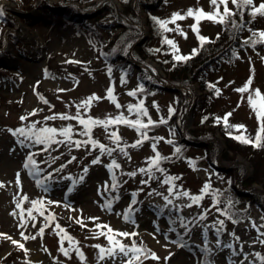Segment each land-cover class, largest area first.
<instances>
[{
	"label": "rangeland",
	"instance_id": "1",
	"mask_svg": "<svg viewBox=\"0 0 264 264\" xmlns=\"http://www.w3.org/2000/svg\"><path fill=\"white\" fill-rule=\"evenodd\" d=\"M262 2L264 0H254L256 6ZM147 4H154L151 5L154 9L146 11ZM0 6L4 10V14L0 16V185H3L0 186V233L12 238L9 240L0 236V264L7 258H11L14 264H127L128 257L120 253L118 247L114 256L105 255L103 260L99 259V249L94 245L104 248L113 245L106 236L98 235L100 231L106 232L107 229H97L96 224H107L117 231L136 232L135 237L115 236L114 239L128 246L135 240L137 246L142 245L159 257L157 260L150 255L148 258L141 255L139 261L134 264H241L242 260L243 264H249L256 259L252 253L259 252L264 255V243L260 242L264 241V235H260L264 233V209L257 205V201L250 203L245 197L246 194L242 193L251 191L252 194L249 195L264 197V139L259 148L254 146L251 151L248 147L237 154L236 161L225 163L222 157L224 152L228 151L225 136L229 135V132L236 136L245 132H257L259 128L257 116L247 101L249 93H239L236 89L244 86L252 76L251 89H260L264 94V44L252 47L251 44L243 43L251 35L249 28L264 30V16L257 14L253 20L248 10H245L243 21L246 19L247 25L243 36L239 38V46L235 47L228 57L212 62L199 72L208 87L210 84L215 85V88L210 90L212 93L207 96V99L212 101L202 109V104L207 101L203 97L206 90L200 89V82L196 81L192 85L174 82L162 66V63L173 66L176 62L171 46L163 42L165 38L175 41L180 55L190 56L193 49L201 47L196 33L190 27L195 20L188 17L167 25L172 29L179 25L180 29L187 33L185 38L177 31H164L152 18L170 20L173 13L180 12L183 15L189 8L214 11L210 0H0ZM228 7L234 10L231 0ZM128 9L134 16L129 14ZM220 11L223 12V5ZM96 16L100 19H95ZM240 19H236L237 23ZM75 20H80L81 24ZM149 20L152 22L150 25ZM137 21L139 36L145 31L143 47L163 62L153 57H147L143 62L135 57L139 63L150 68L149 71H141L145 72L149 76L145 78L151 81L148 83L149 89L145 85L144 90L133 97L127 93L143 85L138 78L140 70L135 68L127 75L120 66L123 61L132 62L128 52L133 42L127 44L125 50L114 58L118 52L115 49L120 46H115V51L108 48L104 50L102 40L105 43L114 40L116 34L129 25H135ZM20 25L28 27V32L35 36L37 44L21 36ZM229 27L231 20L225 26L207 19H202L199 23L200 35L209 38V43L214 41L217 34L228 31ZM89 29L92 33L88 32ZM155 49L160 51H153ZM110 59L112 65L106 63ZM77 61L79 63H76ZM109 67L112 69L111 75L108 73ZM151 69L158 75L163 72L170 82L194 91L195 99L190 108V117L186 115L185 93L180 91L182 101L180 98L177 100L179 96L174 94L176 92L164 87V81L157 79ZM125 74L127 82L121 84V77ZM152 79L162 87L151 86ZM110 82H115L114 96L117 102L124 106L121 109H117L115 103L106 97ZM196 85H199L198 93ZM216 89L220 90V95H216ZM92 94L102 99L93 101L88 111L80 109L85 119H105L109 114L115 117L123 112L126 117L134 120L136 116H129L126 106L136 104L141 99L153 120L158 121L160 117H164L167 123L151 127L148 136L173 139L175 147H181L182 151L179 156H173L174 146L160 141L157 150L163 156L172 157L160 166L167 170V174L178 177L174 181L177 191H189L191 195H198L204 184L209 183V193L205 194L199 203L186 207L185 205L192 202L188 197L170 194L169 185L162 183L164 176L160 172H155V178L147 184L141 183L142 180L148 179L145 174L137 173L134 177L127 175L148 166L146 158L155 155L151 149V140H146L135 148L129 147L127 152L130 159L117 148L111 156L105 153L100 157L99 163L93 164L92 161L100 155L98 147L93 150L89 144L76 148L74 144L68 143L52 144L49 147L30 141L26 142L27 146H22L19 141L24 137L13 135L9 131L27 127L35 121L42 122L37 124L38 128L46 125L60 129L72 124L76 131H82L83 126L78 125L76 120L58 118L45 121L44 118L53 113L74 116L77 112L76 105ZM40 96L48 103L41 100ZM199 96L203 97L200 103L197 101ZM170 107L175 111L169 118ZM33 110L39 111L27 120H21L22 116H28ZM228 112L232 113L229 124H243L246 130L226 129L222 120L220 123L216 122V117L222 118ZM204 117L208 119L204 120ZM144 120L147 122V117ZM170 129H174V136L170 134ZM210 130H214L215 134L207 139L190 135L193 131L203 136L204 132L211 133ZM112 131H118L121 145H130L139 139L137 131L124 124L110 126L108 132ZM91 135L107 147H116L103 126H94ZM219 138L224 140L226 146L223 151ZM57 139L63 137L57 136ZM72 139L85 140L88 137L73 135ZM197 140L207 143H191ZM211 142L218 144L221 149L212 160L205 151V146ZM30 153L36 154L34 159L44 170L40 173V178L52 173L51 179L47 181V191L36 183V178L29 174V169L23 167ZM52 157L59 159L53 163ZM72 157L76 159L70 164L67 163ZM219 158L225 170L214 168L215 164L219 163ZM112 160H116L120 167L109 169L107 165ZM44 161L48 163H43ZM62 162L67 164V167L60 172H54ZM85 167L88 169L86 173L83 171ZM237 168H243V171L236 172ZM113 171L116 174L115 182L119 185L115 189L112 188ZM229 171L233 172L234 177ZM17 173H20L19 181ZM81 176L84 177L82 181L79 180ZM253 176H256L258 181L247 186L246 180ZM214 190L219 191L217 193ZM237 193L239 196L232 197ZM133 194L137 201L132 206L134 223L125 221L122 215H118L128 208ZM221 194L231 198V203L235 205L234 210L241 211V220L233 217L229 219L228 215L224 216L222 212L217 211L221 205L216 203V200ZM25 196L27 200L23 199ZM165 196L172 200V204L165 206ZM117 197L118 199H114ZM38 199L44 202V215L41 216L39 211L34 209L33 220L28 216L27 209L32 207L31 201ZM110 199L113 204L111 210H108L103 205ZM48 201H58L60 204H49ZM18 202L25 210L24 227H20L22 218L20 209L16 207ZM14 210L17 213L15 216L11 214ZM205 210H208L206 217L199 219ZM49 214H54L55 219L46 220ZM89 217H98L99 220L94 223ZM181 217L188 222L187 229L182 226ZM76 218H82L85 226L77 224ZM217 220L224 221L220 233L212 227L214 224L217 228L220 227L216 224ZM45 224L48 226L44 227ZM57 224L59 228L56 227ZM41 227H44V233L38 235ZM172 228L176 231H171ZM60 229H64L67 236L79 242L73 245L68 256L60 251V238L64 235ZM21 233L36 238L25 240ZM184 236L188 238L185 239ZM12 240L19 241L24 247L13 244ZM229 244L233 245V248L226 247ZM63 247L69 248L67 239L64 240ZM76 248L83 253L84 259ZM234 252L238 254L234 255ZM244 254H248L246 260ZM165 257L170 258L165 260Z\"/></svg>",
	"mask_w": 264,
	"mask_h": 264
},
{
	"label": "snow or ice",
	"instance_id": "2",
	"mask_svg": "<svg viewBox=\"0 0 264 264\" xmlns=\"http://www.w3.org/2000/svg\"><path fill=\"white\" fill-rule=\"evenodd\" d=\"M229 0H210V5L214 8V11H205L203 8H189L187 11L181 15L180 12H175L172 14V17L170 20H161L158 18L153 17L152 19L159 25L160 28L164 29V31H177L181 35H183L185 38H187V33H184L181 29L180 26L177 25L175 29L168 28L167 25L169 23H175L177 19H186L188 17H192L195 20V23L191 25V29L193 32L196 33L198 41L200 42L201 46L208 41L209 38L200 35V29H199V23L202 19H207L211 20L215 23H221V24H226L229 20H231V27L235 30H242L246 27V24L243 21V16L245 13V10H248L249 16L254 20L256 15H262L264 16V2L260 3L258 6L254 4V0H231L232 5L234 6V10L230 9L228 7ZM223 5V12L220 11V7ZM4 14L3 7L0 6V16ZM239 14L240 16V22L237 23V21L234 19V17ZM251 23V20L249 21ZM251 35L243 42L244 44H251L252 47H255L257 44H264V30H252L251 28L248 29ZM217 38H219V34H217ZM164 43L168 44L171 46L173 50V58L175 61H187L188 59L191 58V56H186V55H180L179 53V48L178 45L175 43V41L170 40L165 38ZM153 51H160L159 49H155ZM198 52V49H193L191 55H196ZM76 63H79L78 61ZM112 69L109 67L108 73L111 75ZM45 73L47 75V70H45ZM125 75H122L121 77V84H125L127 81L125 79ZM252 80L253 77L250 76L249 79L245 82L244 86L241 88L236 89L237 92L239 93H245L248 92L249 95L247 97V101L249 104V107L255 112L257 116V120L259 123V128L257 131L256 136L254 139H250L243 134L237 135L234 138L237 139L238 141L246 144H254L255 147H260L261 146V141L264 139V137L261 136V133H264V94L261 93L260 89H251L252 85ZM39 84V81L37 82ZM210 88H215V85H209ZM114 88H115V82H110L109 88L106 90V97L115 103V107L117 109H121L122 106L120 103L117 102L116 97L114 96ZM58 91H65L64 89H58ZM143 91V86L139 85L137 89L135 90H130L127 95L135 97L138 92ZM37 95H39L37 93ZM216 95H220V90L216 89ZM258 98V99H257ZM41 100H44L45 103H48L47 100L43 96H40ZM102 98L99 97L96 94H92L89 97L86 98V100L82 101L80 104L76 105L77 112L74 116H69L67 113H53L51 116L45 117V121H50V120H55V119H63V120H76L78 122V125L83 126L82 131H76L74 129V126L72 124L67 125L66 127H61L60 129H57L55 127H48V126H41L37 127V124L42 123L40 121H35L30 123L27 127H19L16 129H9L10 132H12L13 135H19L24 137L23 140H20L19 143L22 146H27L26 142H31L33 144H41V145H47L51 146L52 144H74L76 148H80L81 146H87L91 144L92 149H96L97 147L99 148V153L92 161L93 164L99 163L100 162V157L103 156L105 153L109 156L112 155L114 151L118 148L119 151L125 156L128 157L129 159L131 158L127 152V149L129 147L135 148L140 145H142L146 140H151V149L155 153L154 156L147 157L146 158V163L147 167H141L137 169L136 171H132L127 173L129 176H136L137 173H142L148 176L147 180H142V184H147L149 181L153 178H155V172H160L163 176L164 179L162 183L169 185L168 192L170 194L174 193L176 196H184L188 197V199L192 202L191 204L185 205L186 207H191L192 204H197L199 203L205 194L209 193L210 189V184L205 183L204 186L200 190V194L198 195H191L189 191H177V185L174 183L175 180L178 179V177L171 176L167 174V170L161 167V162L162 161H167L172 159L171 156H163L158 150H157V145L159 144L160 141H165L169 145L174 146V152L173 156H179L181 153L182 149L181 147H175V141L173 139H166L165 137H159V136H153L149 137L148 136V130L151 127L156 126L157 124H166L167 120L164 117H160L158 121H155L152 119V117L148 113V109L144 107V101L141 99L138 101L136 104H128L127 111L129 113V116L135 115L136 119H130L129 117H126L123 112H121L119 115H116L115 117H112L110 114L107 118L105 119H100V118H92L89 117L88 119H85L80 112V109L83 108L85 111H88L91 106L93 101H99ZM243 99V97H242ZM39 110H33V112L29 113L28 116H22L21 120H27L29 116L35 115L36 112ZM175 111L173 108H169V118L171 117V114ZM232 115L231 112L226 113L222 118L221 117H216V122L220 123L221 120L223 121L226 129L231 128L235 130H240V129H245L246 126L243 124H237V125H232L229 124V117ZM147 117V122H145L144 118ZM208 117H204V120H207ZM202 122H204L202 120ZM118 124H124L127 125L128 127H131L137 131L139 134V139H137L135 142L132 144H127L124 143L121 145V137L118 135V131H112L108 132V129L112 125H118ZM94 126H103L105 128L106 133H108L109 139L112 141L113 144L116 145L115 148H110L104 145L103 143H99L97 140L92 138V129ZM170 134L174 136L175 132L174 129H170ZM229 135H232L231 132L228 133ZM73 135H78V136H87L88 139L85 140H73L72 137ZM57 136H62L63 139H57ZM46 150V149H45ZM35 153H30L26 157V162L24 163L23 167L25 169H29V174L33 175L36 178V183L44 188L45 191H47V181L51 179L52 173H48V175L44 178H40V173L43 172L44 170L39 167L37 164L36 160L34 159ZM59 157H52V162L54 163ZM76 157H72L71 160H69L67 163H71L73 160H75ZM43 163H48V161H44ZM193 163L194 162H190ZM49 167L51 165L49 164ZM65 167H67V164H61L58 168H55L53 171L54 172H60L62 171ZM109 169H114V168H119L120 165L116 162V160H112V162L107 165ZM155 170V171H154ZM85 173L88 171L87 167L84 168L83 170ZM19 176L20 173H17V181H19ZM83 176L79 177V180H83ZM112 188L115 189L119 185L115 182L116 181V174L113 171L112 172ZM3 186V185H0ZM105 188L107 189V184L105 185ZM71 191V189H69ZM142 191V189H141ZM218 193L219 190H214ZM23 199L27 200V196H25ZM114 199H118L114 198ZM165 201L167 204H172V200H170L167 196L164 197ZM43 201L42 200H33L31 201L32 207L27 209L28 216L35 220V217L32 216V212L34 209L38 210L40 215H44V210H43ZM49 204H56L59 206L60 202L58 201H48ZM137 201L135 199V194H133V199L130 202L129 206L127 209L124 210L123 213H120L118 215H122L123 219L128 222L134 223L133 216H134V209L133 205L136 204ZM219 203V201H217ZM113 204V200L110 199L107 201L106 204L103 205L104 208L111 210ZM231 206V201H229V207ZM16 207L20 209V215L22 218V223L20 227H24L26 224V221H23V215H24V209L21 207V203H17ZM65 207H68V205H65ZM218 212H222L225 215H228V218L231 219V215L229 214L228 208L220 209L217 208ZM208 210H205L199 219H204L207 215ZM12 215H16L17 213L15 210L11 213ZM55 216L54 214H49L46 217V220L51 221L54 220ZM70 219H73L70 217ZM90 221L94 222L99 220L98 217H89L88 218ZM75 222L77 224H81V226H85L83 219L82 218H76ZM180 222L185 229L188 228V222L184 220L183 217H181ZM235 222V221H234ZM174 223V222H173ZM216 224H219L220 227L217 228L216 225L214 224L212 227L215 228L217 233H220L223 229L224 221L223 220H217ZM48 225L45 224L44 227H47ZM44 227H41L39 229L38 235H42L44 233ZM57 228L60 226L57 224ZM253 227H255V223L253 222ZM97 229H107L106 232L100 231L98 235H104L106 236L107 240L109 241L110 244L113 245V247L109 248H104L100 245H94V247L99 249V259L103 260L105 258V255L108 256H114L116 254V247H118L119 252L122 253L125 257H128L127 264H134V262L139 261V257L141 255H145V258H148L150 255L151 258L159 260V257L156 256L154 252H152L150 249H147L146 247L137 246L135 240L132 241L131 246L124 245L120 243L119 240H115V236H120V237H135L137 235L136 232H127V231H117L114 230L110 225L107 224H96ZM171 231H176L175 228L170 229ZM61 233H64V235H61L60 238V251L63 252L65 256H68L70 251L72 250L73 245L78 244V241H75L74 238L71 236H67L66 232L64 229H60ZM257 231L259 232V228H257ZM234 235V234H233ZM260 235H264V233H260ZM0 236H5L7 239L11 240L12 238L9 236H6V234L0 233ZM21 236L24 237L25 240L31 238L35 239V236L28 237L24 236L23 233H21ZM67 239L69 242V248H64V240ZM238 240L239 238L236 237ZM261 243H264V241H260ZM13 244H18L19 247L23 248L24 245L20 244L19 241L12 240ZM172 243H178V241H172ZM220 241L219 239L217 240V245L219 246ZM180 246H184L183 244H180ZM226 247L233 248V245L229 244L226 245ZM242 247V246H241ZM81 256L82 259L83 253L80 252L79 248L75 249ZM27 252V249H25ZM131 254V255H130ZM238 253L234 252V255H237ZM252 255L256 258L255 261H250L249 264H264V255H262L259 252L252 253ZM248 254H244V259H247ZM170 257H165V260L169 259ZM142 264V262H141ZM210 264V262H209ZM241 264H243V260L241 261Z\"/></svg>",
	"mask_w": 264,
	"mask_h": 264
},
{
	"label": "trees",
	"instance_id": "3",
	"mask_svg": "<svg viewBox=\"0 0 264 264\" xmlns=\"http://www.w3.org/2000/svg\"><path fill=\"white\" fill-rule=\"evenodd\" d=\"M151 5H154V4H147L146 5V7H147L146 11H148V9H150V10L154 9V7H152ZM156 6H157V4H156ZM128 12H129V14H131V16H134L133 12L130 9H128ZM238 17H240L239 14H237L234 17V19L236 20V19H238ZM85 18H88V17H85ZM95 19L99 20L100 18L96 16ZM75 22H77L78 24H81L80 20L79 21L75 20ZM239 22H240V20L238 21V23ZM246 22H247V20L245 19L244 23L246 24ZM135 23H136L135 25L134 24L129 25L127 28H124L123 30H121V32L119 34H116V36L114 37V40H110L106 43L102 40V47L104 48V50H105V48L114 50L115 46L119 45L120 47L118 48V46H117V49H115V50H118V52H116V54L114 55V58H115L116 56L121 54L122 51L125 50L124 48L126 47L127 44H129L131 42H135L140 37L139 36L140 31L138 28L139 27V25H138L139 21H137ZM150 23H152V22L149 20V25H150ZM223 26H225V24H223ZM245 29H246V27L242 30H235V29L229 27L228 31L221 32L219 34V38H217V37L214 38L213 42L209 43V40L206 41L201 47H199L197 54L196 55H190L191 58L188 59L187 61H176V62L173 61L175 63L173 66H168L165 63H162V66H163V68H165V70L168 74V77L174 82H177V83H180L183 85H192V83H194L196 81L200 82V89L203 91L206 90V93L203 94V97L206 98L207 102L202 104V109H205L206 108L205 105L209 104L212 101V100L210 101L209 99H207V96L210 95L212 92H210L211 88H209L206 85V82L204 81V79L201 76H199V72L203 71L204 68L207 67L208 65H210L212 62L220 61L221 58H223V57L226 58V57H228V55H231L234 48L238 47L239 43H241L239 41V38L243 36ZM88 32L92 33L90 29L88 30ZM93 35L96 36V34H93ZM144 43L145 42L134 47L133 52H134L135 57L138 60L143 61V62L146 61L147 57H153V58L161 61L154 54H152V52L150 50H146L143 47ZM165 61H167V60H165ZM161 62H163V61H161ZM106 63H109V65H112L111 59L106 61ZM120 66L126 72L127 75L130 74L131 70H135V68H137L135 66V64H133L132 62L127 63L125 61H123ZM169 73H170V76H169ZM145 77H149V76L146 75L145 72L140 70L138 72V78H139L140 82H142V84H143L142 86H144V88H145V85H146L147 89H149L148 83L151 80L148 81V79ZM152 81H153V83H151V86H155V88H161L162 87L160 84L156 83L155 79H152ZM144 88H143V90H144ZM174 94L179 96L177 100H179V98H180V101H182L180 91H176V93H174ZM203 97L199 96V98L197 100L198 103H200V101L202 102L201 99ZM208 116H209V114H208ZM210 132L211 133H209V134H206L204 132V135L201 136L200 134H195L193 131H191L190 135L207 139L208 137H213V135L215 134L214 130H210ZM256 134H257V132H254V133L245 132V133H243L244 136H246L250 139H254ZM225 135H226V133H225ZM261 136L264 137V133H261ZM234 137H235V135H231V136L226 135L225 136V139L227 142V149H228V151L224 152V154L222 156L225 163H227V162L231 163L232 161H236V155L241 153V151H243L244 149H246L248 147H250L249 150H251V151L254 149V144L242 143V142L238 141L237 139H235ZM90 146H91V144H90ZM205 149H206L205 150L206 155L209 157L210 160L214 159L215 155H217L219 153V151L221 150L220 146L216 143H213V142H211L207 146H205ZM260 150H262V149H260ZM257 151H255V153ZM165 162L166 161H162L161 164H164ZM62 164H65V163L62 162ZM255 164H256V162H255ZM238 170L240 173L243 171V168H237L236 172ZM229 172L233 176V172L232 171H229ZM256 181H258V178L256 176H253L252 178L246 180L245 184H247V186H249V185H252ZM237 195L239 196V194L237 193V194L232 195V197H234V196L237 197ZM245 197H246V199H248V201L250 203H252L253 201H257V205L259 207H261L262 209H264V197H258V196L255 197L253 195H248V196L245 195ZM230 199L231 198H229V196L226 197V195L221 194V195H219V197L216 201H219V203L221 205L220 209L228 208L229 214L232 215L231 217L236 218L237 220H241V217H240L241 211L239 210V212H238V211L234 210L235 205H233L232 203H231V206L229 207ZM223 215L227 216L225 214H223ZM185 237H187V236H184V238ZM3 264H14V263L12 262L11 258H7V259H5Z\"/></svg>",
	"mask_w": 264,
	"mask_h": 264
},
{
	"label": "water",
	"instance_id": "4",
	"mask_svg": "<svg viewBox=\"0 0 264 264\" xmlns=\"http://www.w3.org/2000/svg\"><path fill=\"white\" fill-rule=\"evenodd\" d=\"M144 38H145V31H143L142 36L130 47L128 53H129V56L131 57V61L136 65V67L138 69H140V70L144 69V70L149 71V69L144 64L139 63L137 61V59L135 58V56L133 55V49H134V47L142 44L143 41H144ZM161 73L163 75V72H161ZM154 76H156L158 79H160V81H164V84L163 85L169 91H173V92H175V91H183L184 92V89H183L182 86H179L177 84H174V83L170 82L169 80H167L164 77V75H163V78H162V76L159 77L157 74H154ZM196 87H197V90L199 92V85H196ZM187 117H190V111L189 110L187 111ZM219 139L221 140V146H222V151H223L226 148V146H225L224 140L222 138H219ZM191 143L192 144H195V145H202L203 143H207V142H205V141L203 142V141L197 140V141H191ZM220 161H221V158H219V163H218V167L217 168L220 169V170H225L226 168L221 166ZM242 193L243 194H246V195L252 194L251 191H243Z\"/></svg>",
	"mask_w": 264,
	"mask_h": 264
},
{
	"label": "bare ground",
	"instance_id": "5",
	"mask_svg": "<svg viewBox=\"0 0 264 264\" xmlns=\"http://www.w3.org/2000/svg\"><path fill=\"white\" fill-rule=\"evenodd\" d=\"M36 13V12H35ZM20 27H21V31H20V33H21V36H23V37H25V38H27L29 41H31V42H33L34 44L37 42V40H36V38H35V36L33 35V34H31L30 32H28V27L27 26H25V25H20ZM37 44V43H36ZM38 44H40L42 47H44L43 46V44H41V43H38ZM34 48H38V46L36 47V46H34ZM150 69V68H149ZM151 71L154 73V74H158V73H156L153 69H151ZM161 77V76H160ZM162 78H163V75H162ZM183 89H184V92H185V99H186V108H187V110H190V108H191V105H192V102H193V100H194V96H195V94H194V91L192 90V89H190V88H187V87H183ZM196 93H198V90H197V88H196Z\"/></svg>",
	"mask_w": 264,
	"mask_h": 264
}]
</instances>
